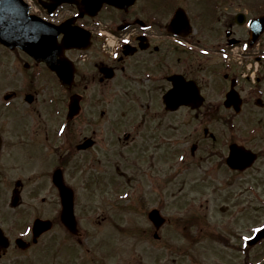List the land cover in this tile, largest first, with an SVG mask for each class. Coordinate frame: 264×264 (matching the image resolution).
Listing matches in <instances>:
<instances>
[{"label":"flooded vegetation","instance_id":"1","mask_svg":"<svg viewBox=\"0 0 264 264\" xmlns=\"http://www.w3.org/2000/svg\"><path fill=\"white\" fill-rule=\"evenodd\" d=\"M74 1H22L29 15L65 25L58 36L69 44L64 82L54 71L60 69L54 53L47 66L0 43V264H111L91 249L68 245L84 246L80 189L112 177L125 189L119 202L129 199L128 229L136 235L152 226L160 241L171 220L164 213L167 191L160 185L130 190L133 174L122 178L120 159L137 169L135 176L159 178L167 160L185 157L180 167L190 168L191 181L202 163L216 162L242 177L264 156V30L252 37L256 25L264 27V0H134L122 7L105 2L98 10H81ZM1 7L6 12V0ZM177 82L196 100L169 103ZM200 115L201 124L189 126ZM184 123L189 138L181 136ZM237 150L256 155L249 168L228 163ZM70 199L73 228L64 212ZM187 207L195 212L194 203ZM153 210L164 219L158 229ZM181 214L178 223L198 225L196 215Z\"/></svg>","mask_w":264,"mask_h":264},{"label":"rangeland","instance_id":"2","mask_svg":"<svg viewBox=\"0 0 264 264\" xmlns=\"http://www.w3.org/2000/svg\"><path fill=\"white\" fill-rule=\"evenodd\" d=\"M220 116L215 115L217 127V123L222 122ZM184 118L187 115L184 114ZM202 119L200 115L188 124L192 126L197 122L200 125ZM258 119L261 121V117ZM186 128L184 123L180 129L183 138H189ZM256 140L251 144H256ZM260 143L264 147V140ZM186 161H189L188 158ZM167 162L166 174L161 171L159 178H155L152 173L151 176H135L139 172L131 167L129 160L120 159L118 162L121 164L118 165L119 171L123 173L122 178L127 179L125 175L130 172L133 174L129 175L131 178L128 180L130 190L136 192L139 186H143V190L147 191L149 186L151 191H156L155 187L160 185V192L167 191L164 213L171 220L160 232V241L153 237L152 226H143L148 227L144 234L133 235L128 229L126 219L130 216L131 206L126 205V202L129 199L119 202L118 193L125 189L112 177L109 182L94 185L92 189H80L79 215L86 229L84 246L76 247L71 243L68 247L74 251L91 249L94 255L101 256L111 264H264V239L254 245H247L244 239L264 225V156L242 177L230 175L216 162L202 163L195 166L196 173L191 175V181H188L190 168H185V165L180 167V157L176 155L175 159ZM204 169H210L209 174ZM114 177L120 178L117 171ZM135 195L133 200L138 194ZM146 199L145 195L139 197L138 206L144 204ZM154 201L153 198L151 202ZM191 202L196 206L195 212L191 207L186 208ZM180 214L186 219L196 215L198 225L187 221L178 223L176 218ZM114 219L118 220L116 227L111 225ZM184 232L191 236L184 237ZM40 248L45 249L42 246ZM59 250L62 251V248Z\"/></svg>","mask_w":264,"mask_h":264},{"label":"water","instance_id":"3","mask_svg":"<svg viewBox=\"0 0 264 264\" xmlns=\"http://www.w3.org/2000/svg\"><path fill=\"white\" fill-rule=\"evenodd\" d=\"M133 1L134 0H83L77 1V3L80 7H86V5H88L89 8H93L97 5V8H99L104 2L122 7L131 4ZM61 31H63L62 26L53 27L47 25L41 19L30 18L24 11L16 13L14 8H7V12L0 10V41L11 46L20 45L28 52L34 54L39 60L48 61L49 58L53 59V56L48 55L49 52H57L61 55L63 52L62 49L65 46L64 44H59L57 41V36ZM65 42L67 41L65 40ZM55 64L56 66H60V68L70 69L68 67L69 63L64 59H56ZM62 72L65 73V71ZM59 74L63 80L65 74H61V72H59ZM255 157V154H249L244 159H237L235 154H232L228 158V163L233 168L245 169L253 163ZM66 211L70 213V219L67 218V224L73 228L76 221L71 199L69 203L65 204L64 212ZM150 217L157 228L164 222V219L161 218L157 210H153ZM262 238H264V227L250 238L248 243L250 245L256 244Z\"/></svg>","mask_w":264,"mask_h":264},{"label":"snow or ice","instance_id":"4","mask_svg":"<svg viewBox=\"0 0 264 264\" xmlns=\"http://www.w3.org/2000/svg\"><path fill=\"white\" fill-rule=\"evenodd\" d=\"M180 28L179 22L176 24V30L178 31ZM125 43H128L127 40H125ZM115 55H119L116 53ZM196 100L195 95L192 93L188 85L183 84L182 82H177L175 87L172 89V91L168 94V101L171 104L179 103V102H185V103H191ZM238 102V101H237ZM65 127L60 128V132L63 133L65 131ZM235 156L237 159H244L247 156V153H244L240 150H237L235 153ZM181 160H183V157H180ZM28 231H31V229H28ZM256 231H259V229H256ZM245 240L249 239V237H244Z\"/></svg>","mask_w":264,"mask_h":264}]
</instances>
